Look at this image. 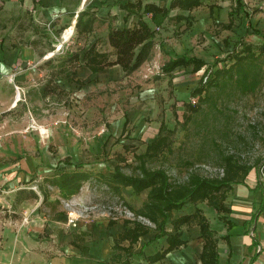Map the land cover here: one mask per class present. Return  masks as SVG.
I'll return each instance as SVG.
<instances>
[{"label": "rangeland", "instance_id": "1", "mask_svg": "<svg viewBox=\"0 0 264 264\" xmlns=\"http://www.w3.org/2000/svg\"><path fill=\"white\" fill-rule=\"evenodd\" d=\"M208 1H212L215 6L220 3L222 6L219 8L226 6L229 10L233 9V0ZM215 20L218 22L205 21L203 24L198 21L196 29L191 31L185 28V24L178 26L171 20L156 19L152 23L156 33L154 47L148 60L136 71L123 76L117 68H107L79 78V84L61 83L56 77L55 83H58L60 89H67L68 95L53 93L41 99L38 92L46 84L45 75L49 71L54 73L52 67L58 65L66 54H77L80 62L88 42L95 39L96 48L106 51L108 48L103 32L99 31L97 38L95 35L77 37L68 28V20L66 31L64 29L55 41L54 58L49 65H42L39 69L28 67L30 69L24 76H19L24 69L16 64L8 73L0 72V264H11L14 260L20 261V264H41V257L47 252L57 258L61 253L59 248L66 242L90 259L88 246L94 239L89 224L98 221L96 217H81L75 226L57 223L56 228L63 231L62 242L59 243V239L52 240L50 247L45 243V238L50 242L52 237L46 234L43 228L45 222L41 218L52 220L55 215L64 217L66 211L61 202L55 199L57 190L44 185L42 176L56 175L65 169L72 171V167L54 168L42 164L47 167L42 172L44 174H41L42 179L37 180L36 174H32V159L44 156L53 159L57 156L63 159L67 157L63 160L65 163L71 165L69 161L73 160L84 171L91 172L92 176L82 182V189L75 197L81 199L83 205H94L117 203V199H123L97 186L102 185L97 177L101 175L100 171H105L104 162L112 159L119 163L125 175H132L138 167L137 157L145 152L146 145L157 136L160 124L170 132L167 134L169 147L156 157L146 159L145 167L150 170L162 169L172 183L184 182L190 173L209 179L220 177V158L224 154L233 155L243 165H253L255 161L264 158V56H257V43L254 44L250 39L257 57L254 63L262 75V81L254 92L243 94L230 84L220 88L217 84L219 81L215 80L216 85L208 90V100H203V93L199 99L191 94L201 77L206 84L213 79L216 71L231 65L234 54L241 51V44L245 41L240 32L245 29V21L248 19L239 17V13L234 15V28L230 31L219 26L223 20L219 16ZM0 21L11 27L12 19ZM65 34L67 38H62ZM182 56L201 59L205 65L195 73L191 72V67L176 68L170 74L160 71L169 59ZM0 62L4 63L1 59ZM36 71L43 75L39 80L32 77ZM14 77H17V82ZM125 120V128L122 130ZM17 138L21 139L20 143H17ZM21 173H26L30 178L21 182L18 179ZM94 180H98L99 184ZM38 186H43L51 202L37 201L42 197ZM18 190L28 195L22 204L17 203L23 199ZM145 194L141 196L145 198ZM224 204L227 205L228 201L225 200ZM197 206L216 235L223 233L221 225L226 226L225 220L229 215L216 213L205 203ZM34 209L39 213L38 223L42 224L32 222ZM23 218L28 221L23 222ZM129 222L143 225L140 222ZM147 227L151 232L157 231L152 223ZM166 229L170 231V227ZM191 229L193 227H188L186 231ZM19 232L20 242L16 239ZM36 236L40 239L38 242H35ZM161 242H157L155 250H158ZM192 242H197L198 246L201 243L199 238L192 239ZM190 246L171 253L156 264H197V250ZM113 249L116 255L110 259V263H118L116 259L120 261L123 256L124 259L129 258L120 249L119 243H114ZM147 252L155 253L152 250ZM219 261L223 264V256L220 255ZM143 262L146 264L145 258ZM231 262L241 264L239 258Z\"/></svg>", "mask_w": 264, "mask_h": 264}, {"label": "trees", "instance_id": "2", "mask_svg": "<svg viewBox=\"0 0 264 264\" xmlns=\"http://www.w3.org/2000/svg\"><path fill=\"white\" fill-rule=\"evenodd\" d=\"M200 6L199 0H172L169 8H160L154 4H146L142 7L141 1L131 4L128 2L123 5V8L129 12L130 8L142 9V14H150L152 17L160 14L166 16L169 10L179 8L181 10H191ZM82 12L75 23V29L78 35L87 34L92 29L93 19ZM177 21L182 20V17H176ZM14 32L16 33L13 39L18 45L31 47L32 49H41L48 52H53L55 39L58 38L62 29L55 31L51 30V24L38 26L33 22L29 13H24L17 19L12 21ZM231 21L226 26L229 28ZM7 24L0 21V40L3 38V32L7 30ZM13 30V29H12ZM34 37L30 39V35ZM155 36L154 30L141 19L137 20L132 28L110 29L107 35V42L114 52V59L110 60L106 53H99L95 50V45L92 44L85 54V66L92 72L96 73L110 68L119 66L125 75H129L136 71L149 58L153 48V39ZM257 56H264V45L258 47ZM39 56L43 55V50H39ZM54 55L50 57L45 64H50L53 61ZM256 55L253 47L248 44H243L241 51L233 56V63L226 69L215 72L213 79L206 84L203 78L199 80L198 86L191 94L200 98L203 93V100L209 99L208 90L212 85H219L220 88L230 84L235 90L245 94L252 93L259 86L261 79V71L255 65ZM78 63V55L66 54L58 65L52 67L55 69V74L62 76L66 80H71V76L75 75V68ZM205 65L204 61L197 58H188L185 56L177 57L166 62L160 69L164 74H170L176 68L191 67V72L195 73L201 70ZM220 79V80H219ZM214 80V81H213ZM76 84L79 82L76 81ZM46 84L40 89V97L46 99L48 96L56 93L60 95L61 90H58L55 85ZM65 94V93H64ZM125 127V124H124ZM124 130V128H123ZM160 124L157 136L150 140L146 145L145 152L137 157L138 167L132 175H125L119 167V163L114 167L112 173L104 177L98 175L97 178L102 181V186L108 189L110 194L117 195L121 199L120 190L124 187H131L135 195L145 194V198L139 209L128 208L136 215H140L151 222L157 229L155 239L165 238L166 247L160 251H156L152 255L145 257L146 264H155L162 261L167 254L180 247L186 246V241L180 239L178 232L180 227H197L199 229V239L202 240L201 251L198 255L199 264H218L217 244L219 240H223L228 244L227 237H217L216 233L211 229L208 219L203 215L201 210L197 208L199 204L205 203L212 208L216 213L228 215L230 210L226 208L224 201L227 194L231 191L234 185H244L246 177L251 171H254L256 177V185L254 190L263 189L264 181V158L255 161L253 165H243L238 163L233 155H222L220 158L222 175L216 178H205L198 174L190 173L184 182L172 183L169 177L162 169L150 170L145 167L146 159L154 158L163 149L169 147V131ZM164 132L166 134H164ZM79 164L72 172L62 171L56 175L45 177L43 184L48 185L57 190L61 199H70L77 194L81 189L82 182L88 180L92 174L82 171ZM96 181V180H94ZM98 182V180L96 181ZM98 182V184H99ZM41 191L43 202L46 201L48 194L43 190V186H38ZM43 191V192H42ZM25 193V192H24ZM31 195L36 196L34 192ZM125 204L126 201L121 199ZM197 206L190 214H180L182 210L188 206ZM261 211H264V198L261 199L259 207L252 213L249 220L244 223V227L250 223H254ZM178 215H174V213ZM124 226L127 227L123 234L119 236L120 241L127 240L129 246L122 248L127 255L131 256L133 245L136 244L138 238L148 233L147 229L140 224L124 221ZM171 226V230L167 231L166 225ZM227 228L231 223L226 219ZM128 225L130 227L128 228ZM254 232V225L253 231ZM257 242L253 239L251 246H256ZM141 252H139L140 254ZM257 256L254 254L251 261ZM120 264H130L128 260H124Z\"/></svg>", "mask_w": 264, "mask_h": 264}, {"label": "crops", "instance_id": "3", "mask_svg": "<svg viewBox=\"0 0 264 264\" xmlns=\"http://www.w3.org/2000/svg\"><path fill=\"white\" fill-rule=\"evenodd\" d=\"M136 1L137 0H129V3L134 4L136 3ZM140 1L142 7L146 4H154L160 8L168 9L172 0H140ZM127 2L128 0H0V19L6 20L8 18V19H12L13 21L22 14L29 13L33 19V22L36 25L43 26L44 24L46 25L51 24L52 26L51 30L62 29V31L64 29L66 31L65 25L67 24V21L70 20V25L68 26V28L71 29V32L73 30V32H75L78 37L81 35L77 34L75 29V23L78 16L82 12H84L86 16H84L83 19H86L87 16H89L90 18L93 19V24L91 31L83 35H87V36L95 35L97 38L99 36L98 35L99 31L105 34L104 41L108 49L106 51L98 50V48H96L97 46L96 39L88 42V45L85 48L84 55L81 58L83 62L81 60L79 62L78 60V63L76 65L77 67L75 68V75L71 76L70 81L66 80L62 76L56 75L55 72L50 73L49 71L45 75V78L47 80H44V82L51 86L55 85L58 90L63 91L60 93V95H68V90L62 88L60 89L58 87V83H55L56 81L54 79L58 77L61 83L66 82V83L76 84L75 83L76 81L80 82L79 80L81 79L79 78L86 77L88 74H95L92 73L85 66V62H86L85 54L86 51L89 49V47L92 44H94L95 50L97 52L106 53L109 55V59L113 60L114 52L107 42V35L109 30L120 29L123 27L132 28L139 19V16H141V19L149 26L151 30H154V32L155 29H153L154 28L153 24L156 21V19H159L160 21L163 19L171 20L173 23L177 24L178 26H182L183 24H185V28L187 29L190 28V30L192 31L196 29L197 27L196 23L198 21H201L203 24L205 23V21L218 22L215 20L216 17L218 16L221 19H223L219 26L223 30L230 31L232 30V28H234L233 16L234 15L236 16L239 13V17L243 16L245 20L248 19L247 21H245L247 27L244 25L245 29H243L241 32L239 31L242 34V37H245L244 38L245 41L241 44V47L244 43L252 46L251 44L252 42H254V44L257 43L259 46L264 45V0H233L234 4L232 5L233 6L232 10L231 9L229 10V8L226 6H224V8H219V6H222L220 3H216L217 6H215L212 1L199 0L200 6L193 8L191 10H181L179 8H173L169 10L166 16H162L158 14L154 17H152L150 14H142L141 13L142 9L137 10L136 8H130L129 12L126 11L123 8V5H125ZM253 11H255L253 15L250 14ZM178 16L182 17L183 19L177 21L175 18ZM229 21H231V25L229 28H226V26L229 24ZM190 22L192 23L191 25ZM12 25L13 23H11V27L7 26V30L3 32L6 33L10 30L12 33L9 32L7 33L6 36L2 35L3 38L0 40V59L3 60L5 63L4 64L0 62V72L8 73L10 68L14 67V64H16L19 66V68L24 69L19 74V76L21 75L24 76L25 74H27L28 72L27 70L30 69L28 67H37L39 69L42 65H49V64H45V62L50 57L53 56L54 51L48 52L43 48L41 49L38 48L34 50L31 47L18 45L17 42L13 39L16 33L14 32L15 28H13ZM33 37L34 36L31 34L30 39H32ZM62 38H64L63 35ZM91 39H93V37H91ZM250 39L252 40V42L250 41ZM154 40H155V36L153 39V47L155 44ZM53 47H55L54 44ZM39 50H43L42 56H39L38 54ZM49 54L51 55L48 56ZM188 58H193V57H188ZM112 67L117 68L116 70L120 71L123 74V76H125V73L121 70L119 66H112ZM36 72L37 73H35L34 76L32 77L34 80H39L40 78H42L43 75L39 74V71ZM14 80L15 82H17V77H14ZM17 92L18 91H16V94ZM38 95L40 97V90L38 92ZM5 104H7L6 100H5ZM124 124H126V120ZM124 124L122 126V130L123 128H125ZM0 130H1V126H0ZM17 140H18L17 143L21 142L20 141L21 139L17 138ZM17 143H15V145ZM66 158L67 157H65L64 159ZM64 159L62 156H57L54 159L49 158L48 156L32 159L31 164H34L32 174H36L37 180H40L42 178L44 179L46 176L45 177L42 176L41 178V174H44L42 172H44V169H46L47 166H43L42 164L45 165L48 164L49 166H54V168L56 166H58V168L72 167V171L79 170V168L74 169V166L77 167L79 165L78 163H75L73 160H71L69 161L71 162V165H69L63 161ZM104 164H105L104 166L105 171H100V174L103 176H107V174L111 173L114 166H116L118 163H116V161L111 159L105 161ZM80 169L84 171L82 168ZM47 170L54 171V169L52 168H47ZM65 171L72 172L69 171L68 169H65ZM88 173L91 174V172ZM21 174L22 176H18V179L21 182H25L30 178L26 173H21ZM255 185H256L255 173L254 171H251L249 175L246 177L244 181V185H240V184L234 185L229 193V196L226 198L228 204L225 206L227 209L230 210L228 214L229 218L227 220L231 223V226L227 228V225L226 226L221 225L223 229L222 231L223 233H219V236H217V237H227L228 240V244L223 240H219L217 244L218 264H222L219 261L220 255L223 256L224 258L223 264H233L231 261L237 258L241 260V264H264V211H261L259 213L255 224L250 223L249 225H246V227H244V223L250 219L252 213H254L255 210H257V208L259 207L261 199L264 198V184L262 190H254ZM18 191L19 194L23 196V199H19L17 203L22 204L23 203L22 201L26 200V196L28 195H25L26 192L24 194L22 190H18ZM79 192L73 195L72 197L78 195ZM120 194L122 198L126 201V203L132 209L135 210L140 208L144 200V198L141 196L142 194L135 195L131 187L121 188ZM40 198L41 199L38 200L36 199V200L42 202L43 198L42 197ZM55 199L59 203L62 200L58 194L55 195ZM45 202H51V200H49L47 197ZM37 204L40 203L37 202ZM196 207L197 206L188 205L186 206L185 209L182 210L183 211L182 213H179V215L190 214L195 210ZM35 210L36 209H34L32 212L31 219L32 222L34 221L38 223L37 220H39V213L37 210L36 211ZM41 220L42 222L43 221L45 222L43 224V228L45 229L46 234L49 233V235L52 237L50 242H47L48 239L45 238V243L49 244V247L51 246L52 240L59 239V243H61L62 242L61 240L64 238L62 235L63 231L58 230V228L56 227H58L57 223L59 222L62 225H68L66 224L67 218L65 213H64V217L62 215H55V219L46 220L43 217L41 218ZM97 220L98 221H91V224H89L94 239V242H92L88 246V255L90 259L86 258L79 249L72 246L70 243L66 242L65 245H62L59 248L61 253L57 256V258L52 257V253L47 252L45 256L41 257V259H43L42 261L40 260L41 264H114V263H110V259L116 255L115 249H113L114 243L116 244L119 243L120 249L127 248L129 246V242L127 240L125 241L119 240V236L123 234L124 230L127 227L124 226L123 221L114 222L104 219H97ZM39 224L42 223H38V225ZM253 225H254V232H252ZM19 226L20 227L22 226L21 223L19 224ZM142 226L147 229L148 233L143 236H140L136 244L133 245L132 256L129 255V258H126L130 264H144L143 262L144 258L149 255H152L151 253L147 252L148 250H152L156 252L166 247L165 238L155 239L154 237L156 232L149 231L147 225L143 224ZM129 227L130 225H128V228ZM167 227H170L171 230V226L169 224L166 225V228ZM68 228L69 227H67V229ZM186 230H188L187 226L183 225L180 227L178 231L181 235L180 239L186 241V246L191 245L190 246L191 249L197 250V254L199 255L202 247V240L200 239L201 243L199 246L197 242H192V239L199 238V229L197 227L196 228L193 227V229H191L190 231H186ZM17 234L18 235L16 236V239H18L20 242L21 236L19 237V235L21 233L19 232ZM253 239H255L257 242L256 246H251ZM36 240L38 242L40 239H38V237L36 236L35 242ZM160 240H162V242ZM157 242H161V243L159 244L160 247L158 248V250H155V248H157ZM220 243H222V245H220ZM197 246L198 248H196ZM181 248L183 247H180L177 250H173L166 256H169L171 253L177 252ZM224 251L225 254H223ZM139 252L141 253L139 254ZM254 254H257V256L251 261V258L253 257ZM126 259H124L123 256V258L120 261L123 262ZM116 260L118 262L116 264L121 263L118 258ZM11 264H20V261L16 262L14 260ZM165 264H174V263L169 262ZM197 264H199L198 260H197Z\"/></svg>", "mask_w": 264, "mask_h": 264}, {"label": "built area", "instance_id": "4", "mask_svg": "<svg viewBox=\"0 0 264 264\" xmlns=\"http://www.w3.org/2000/svg\"><path fill=\"white\" fill-rule=\"evenodd\" d=\"M193 102V101H192ZM63 209L66 211L67 224L75 226L76 222L81 217L96 219L104 218L110 221L126 220L131 222H140L144 225H150L147 219L140 215H136L131 211L122 200L117 199L116 202H105L94 205H83V202L78 197H71L67 200H61ZM78 213V215H77ZM23 222H27L23 218Z\"/></svg>", "mask_w": 264, "mask_h": 264}, {"label": "bare ground", "instance_id": "5", "mask_svg": "<svg viewBox=\"0 0 264 264\" xmlns=\"http://www.w3.org/2000/svg\"><path fill=\"white\" fill-rule=\"evenodd\" d=\"M63 37H64V38H67V35L65 34V35H63Z\"/></svg>", "mask_w": 264, "mask_h": 264}]
</instances>
